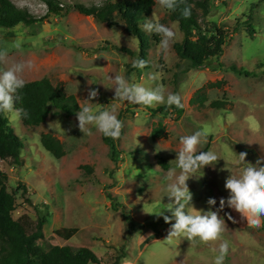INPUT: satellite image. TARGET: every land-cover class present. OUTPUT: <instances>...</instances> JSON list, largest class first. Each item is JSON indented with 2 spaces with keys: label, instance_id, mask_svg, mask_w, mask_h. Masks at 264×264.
I'll list each match as a JSON object with an SVG mask.
<instances>
[{
  "label": "rangeland",
  "instance_id": "374dc122",
  "mask_svg": "<svg viewBox=\"0 0 264 264\" xmlns=\"http://www.w3.org/2000/svg\"><path fill=\"white\" fill-rule=\"evenodd\" d=\"M11 1L42 19L0 27V51L7 53L0 70L14 62L32 60L35 66L22 73L26 81L48 77L54 85H62L67 94L75 95L81 108L86 104L94 111L115 107L123 125L120 137L114 139V162L102 133L92 125L83 132L76 114H54L51 107L43 123L27 127L15 104V111L5 117L11 133L22 145V161L18 165L10 160L0 162L8 175L7 189L15 192L13 217L26 213L36 218L34 206L45 203L50 216L39 243L46 247H89L102 264H112L118 256L117 264H214L222 240L230 245L224 264H264V225L247 223L233 209H224L234 219L225 216L221 239L209 242L182 238L169 242L166 237L174 219L165 222L153 213L171 202L166 195L162 200L160 197L164 195L168 169L176 166L182 136L206 130V143L199 150L220 156L215 167L205 166L198 173L201 176L187 180L191 204L197 210H215L220 199L228 197V168L237 170L233 162L240 152L247 154L246 163H264V1L210 0L207 15L197 10L202 27L239 26L223 46L222 55L198 68L179 60L173 44L181 41L182 33L178 23L168 17L169 10L156 0L150 15L139 22L149 44L142 69L132 67L134 61L142 59L139 39L127 31L122 19L115 17L110 25L74 9L49 13L45 0ZM55 1L63 5H96V0ZM107 1L115 0H103V4ZM249 16L254 28L252 36L243 23ZM144 19L175 31L176 40L167 51L161 49V35L143 30ZM231 65L236 69L231 70ZM115 74L123 75L129 83L161 87L165 96L178 94L182 110L171 107L157 111L156 107L165 104L147 107L118 100L111 87ZM90 89L98 91L92 100H88ZM214 101L223 102L222 107H213ZM159 124L165 134L152 139L151 131ZM41 133H50L62 142L65 154L61 158L41 146ZM160 158L166 160L167 168L159 163ZM19 182L26 188L24 195L22 189H17ZM210 197L217 200L216 206L208 205ZM24 198H30L32 203ZM61 227H77L78 232L64 240L53 233Z\"/></svg>",
  "mask_w": 264,
  "mask_h": 264
},
{
  "label": "trees",
  "instance_id": "16d2710c",
  "mask_svg": "<svg viewBox=\"0 0 264 264\" xmlns=\"http://www.w3.org/2000/svg\"><path fill=\"white\" fill-rule=\"evenodd\" d=\"M156 0H115L107 1L102 6L83 5L72 3L63 5L55 0H45L49 13L61 14L70 10H77L85 15H91L96 21L114 24V18L118 17L125 22L127 31L139 39V54L145 60L147 54L148 37L143 34L139 22L150 15ZM210 0H179L175 10H169L168 17L178 23L182 33V39L173 44V49L179 60L189 61L191 67H203L222 55L224 45L237 30L235 26L230 28L212 25L205 28L198 22L197 10L203 15L208 14V2ZM264 1V0H263ZM189 7L191 15L184 17L182 10ZM42 17L29 13L26 9L14 5L11 0H0V27H13L19 23L31 24L38 22ZM247 32L252 36L254 28L252 18L249 16L243 22ZM127 53L131 51L125 47L118 48ZM235 70V66H229ZM15 101L21 121L24 126L32 127L43 123L50 113L51 107L54 114L65 116L75 115L81 108L75 95L67 94L60 84L54 85L48 77L27 81L25 87L18 92ZM213 107H222L223 102L214 101ZM173 107L180 112L181 107L159 106L154 110L163 111ZM27 113V115H25ZM164 127L159 124L151 131L152 139L162 136ZM104 142L110 147L111 157L116 156L114 139L103 136ZM40 144L51 155L61 158L65 151L62 142L50 133L40 134ZM22 145L18 138L9 129L5 115H0V162L10 160L13 164L22 161L20 150ZM114 162H117L114 159ZM159 163L165 168L169 166L166 160ZM90 172V168L85 166ZM8 175L0 166V264H102V260L89 247H71L68 245L43 246L39 241L44 239L43 226L47 222L50 212L45 203L36 204L34 210L36 218L23 213L14 218L12 212L16 209L15 192L7 189ZM17 189H22V195L26 192L25 186L19 182ZM27 203H32L30 198H24ZM116 208V205H113ZM127 222L130 217L123 213ZM263 226V225H262ZM129 229L131 227L129 226ZM78 232L77 227H61L53 233L61 239L68 240ZM123 253V252H122ZM122 256V255H121ZM120 256L116 257L112 264H117Z\"/></svg>",
  "mask_w": 264,
  "mask_h": 264
},
{
  "label": "clouds",
  "instance_id": "9594fccd",
  "mask_svg": "<svg viewBox=\"0 0 264 264\" xmlns=\"http://www.w3.org/2000/svg\"><path fill=\"white\" fill-rule=\"evenodd\" d=\"M157 3L164 9L175 10L179 0H157ZM103 0H96V6L100 7ZM184 17L191 15L189 7L182 10ZM143 30L149 33L161 35L160 46L163 51H167L171 43L176 40L175 31L164 25L150 19H144L142 22ZM7 53L0 51V65L6 63ZM146 61L138 59L133 62L132 67L144 68ZM32 60L14 62L10 67L0 70V115H7L15 111V101L19 98L18 92L23 89L27 81L22 77L26 69L34 67ZM115 90V96L122 102L154 107L165 104L167 106L181 107V98L178 94L168 93L165 96V89L161 87L151 88L143 84L129 83L123 75H114L111 77ZM98 95L96 89H90L88 100ZM27 115V113H25ZM78 126L84 132L86 126L92 125L105 137L117 139L121 135L122 121L116 115L115 107L104 110H93L87 104L76 112ZM206 130H197L190 135L180 137L182 147L176 152V166L168 169L166 173L167 183L162 191L170 199V203L163 204L158 211L153 212L157 216H162L165 222L171 223L167 240L187 239L193 241L198 239L201 242L216 241L221 239L225 231V216L229 220L234 217L230 212H224V209L230 208L240 213L247 219V223L253 226L261 227L264 225V163L259 166L246 163L245 152L238 154V159L233 162L237 169L235 172L230 170V175L226 178L225 188L229 191L227 198H221L219 206L207 211L197 210L191 204L192 193L189 190L187 180L193 176H201L198 173L205 166L215 167L220 157L213 151H200L199 146L206 143ZM208 205L216 206L217 200L210 197L207 200ZM171 213L166 215L164 210ZM223 213V215H221ZM229 242L222 240L218 246V255L215 256L214 264H224L225 257L229 252Z\"/></svg>",
  "mask_w": 264,
  "mask_h": 264
}]
</instances>
